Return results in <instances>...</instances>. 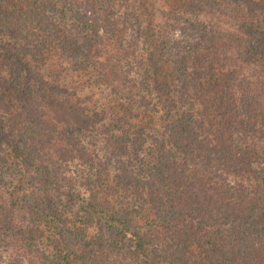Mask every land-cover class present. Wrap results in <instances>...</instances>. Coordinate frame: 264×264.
Instances as JSON below:
<instances>
[{
	"label": "trees",
	"instance_id": "16d2710c",
	"mask_svg": "<svg viewBox=\"0 0 264 264\" xmlns=\"http://www.w3.org/2000/svg\"><path fill=\"white\" fill-rule=\"evenodd\" d=\"M206 1L216 4V0ZM222 1L228 6L237 5L231 0ZM144 4L141 1L130 3V0H0L3 42L0 41V70H11L9 64L15 63L19 70L11 72L19 71L17 75L22 79L28 74L29 78L40 81L34 60L41 61L55 50L58 59L72 69L96 68L113 94H118L117 88L125 85L122 89L126 92L119 95L122 98L131 97L128 93L133 90L147 89L146 76L150 79L156 75L158 88L165 94L169 91V96L177 102L178 113L171 116L166 126L165 140L153 139L151 158L139 159L143 137L131 135L128 127L118 135V155L108 152L99 167L91 162L93 156L89 158L84 152L93 177L88 207L100 215L105 214L108 221L94 236L75 243L76 239L66 236L67 230L58 225L60 216L50 194L58 183L52 162L48 161V144L56 128L76 131L81 136L94 134L101 115L71 102L63 94H51L41 88L39 91L24 88L23 95L17 92L21 96H18L20 104L14 106L8 103L7 97L0 96V140L12 158L37 176L38 190L42 193L40 202L31 205L23 194L24 177L16 179L8 192L9 212L2 216L0 232L7 235L10 230L13 236L20 233L25 240H39L44 235L38 226L39 219L42 220L48 232L58 235L64 245L55 258H50L49 264H67L64 249L68 248L75 249L83 259L103 264H111L108 254L126 255L141 264H264V185L250 191L228 188L220 172L216 175L207 162L209 156H217L216 148H220L221 143L217 141L214 147L205 143L207 140L187 104L191 94L204 93L206 111L220 110L225 119L229 118L228 91L241 87L242 83L222 86L225 82L216 72V65L223 67L233 61L234 56L226 54L230 48H215L212 26L199 30L200 26L191 25L199 30L200 42L183 41L160 30L155 31L152 42ZM123 6L125 11L120 12ZM243 26L248 27V42L256 44V48H250L251 54L264 57V49L258 48L263 43L264 31H257L258 25L244 23ZM138 29L148 31L143 33L147 41L144 48H150L146 59L137 58L129 50L135 46L131 33ZM11 45L14 48H10ZM245 51L235 52L239 56L236 59L242 60ZM134 59L136 69L141 71L139 82L132 79L128 69ZM229 81L233 82L234 77ZM21 83L22 80L15 83L14 92L22 87ZM261 88L264 90V82ZM211 98H215V102H211ZM136 104L130 107H142L141 101ZM221 125L229 132L233 129ZM243 136L241 132L237 137L244 139ZM57 141L60 150L67 154L82 150L71 136ZM233 141L230 139L225 144ZM97 145L95 139L89 142L90 147L101 151ZM111 172L114 173L109 175ZM103 185L109 190H129L133 198L139 199L138 203H147L153 213V223L147 228L132 226L126 210L105 206L101 199ZM24 208L30 211L28 222L32 225L22 230L23 226L13 224L12 216ZM102 253H107L104 258Z\"/></svg>",
	"mask_w": 264,
	"mask_h": 264
},
{
	"label": "rangeland",
	"instance_id": "374dc122",
	"mask_svg": "<svg viewBox=\"0 0 264 264\" xmlns=\"http://www.w3.org/2000/svg\"><path fill=\"white\" fill-rule=\"evenodd\" d=\"M13 1L19 2L20 0ZM140 1L145 3L144 14L147 15L151 24L150 40L152 42H154L156 30L183 41L200 42L199 30H203L204 26L207 29L212 26L214 29L212 42L215 48H230L225 52L234 56L233 61H229L223 67L216 65V72L225 82L221 84L222 86L242 83L241 87L235 86L228 91L229 118L225 119L222 116L223 111L220 110L212 109L211 112H207L202 96L204 93L191 94L190 102L186 103L193 110L198 129L201 130L204 140H207L205 143L213 147L217 141V143H221V147L216 148L218 157L214 155V158L213 156L207 158L209 167L216 175L220 172L221 177L228 184V188L231 187L232 190L234 187H239L242 191H250L252 190L250 188L253 187L259 189L264 185V90L261 88V84L264 82V57L256 53L251 54L250 48L253 46L256 48V44L248 42V27L243 24L253 27L258 25L257 31H264V0H231L237 5L230 3L229 6L222 0H216L215 5L210 2L208 4L206 0L204 2L200 0L201 3L199 0H130V3L137 4ZM231 6L237 7L231 8ZM123 11H125L124 6L120 12ZM191 25L196 28L200 26V28L196 31ZM74 33L76 34V30ZM143 33L147 34L148 31L138 29L135 33H131L130 38L135 46L129 50H132L137 58L143 56L146 59L150 48H144L147 41H145L146 36ZM0 41L3 43L1 38ZM10 48H14V46L11 45ZM258 48L264 49V40ZM154 49L159 50V48ZM117 50L114 48V51ZM241 50H246L245 54L241 55L242 60L236 59L238 55L235 52ZM34 61L35 67L37 66L41 75L40 81L29 78L28 74L22 79L17 75L19 71L11 72V70H19V66L15 63L9 64L11 70H0V96L7 97L11 106L20 104L18 96L23 95L24 88L33 90L37 88L38 91L41 88L51 94L52 92L56 95L63 94L71 102L93 109L92 111L101 115L102 118L97 125L96 132L85 136L77 135L76 131L56 128L53 130L54 138L48 144L50 147L48 161L52 162V171L58 183L57 188L50 192L53 204L60 216L58 225L67 230L66 236L76 239L75 243H77L78 240L81 242L86 240L83 238L94 236L99 229L105 227L106 221H108L105 214L100 215L90 210L87 204L90 197L89 185L93 180L91 168L88 166V157L92 158L93 156L91 162L99 167L101 163L105 162L104 158L108 152L118 155L120 142L118 135L122 129L128 127L131 135L143 137V147L140 152L137 151L139 159L140 157L151 158L149 155L154 154L153 139L161 140L163 138L165 140L166 126L171 120V116L178 114L176 111L177 102L175 103L173 97L169 96V91L165 94L162 89L158 88L159 80L156 75L150 76V79L149 76H146L147 89L127 92L131 97L122 98L119 95L126 92L122 89L125 85L118 87L116 84L119 92L113 94L96 68L90 66L72 69L58 59L55 50L48 52L43 60ZM32 63L34 65V62ZM136 67H138L136 60H131V65H128L130 76L135 79V82H139L141 71ZM232 76L234 77L233 82L229 81ZM18 80H22V87L14 92L15 83ZM227 88L226 90H228ZM219 91L222 92L223 89H219ZM214 99L211 98L210 101L213 102ZM140 101L142 107L136 109L130 107L132 103L137 106L136 102L139 104ZM208 103L209 100L206 104L208 105ZM221 123L231 126L232 131L229 129V132ZM241 132L245 135L244 139L237 137ZM96 135H98V139H96ZM63 136L67 139L70 136L73 137L75 145L82 148L79 151L82 154L73 151L67 154L61 151L60 142L57 139H61ZM94 139L98 144L97 148H102L101 151L90 147L92 145L89 146V142ZM230 139L234 141L225 144ZM237 139L241 141H237ZM235 143L236 147L232 148ZM231 150L234 151L231 152ZM84 152L88 157H83ZM122 159L126 160L125 157ZM102 170L104 171L103 168ZM32 172L12 158L8 148L0 140V227L3 214L9 212L8 192L16 179L24 177L23 194L31 205L41 199L42 193L38 190L40 181ZM113 173L108 174L112 175ZM102 189L104 191L101 193L103 194L101 196L103 204L116 210H126L129 214L127 218L130 219L132 226L147 228L153 223V213L148 204L138 203L139 199L133 198L132 192L118 188L109 190L105 185ZM29 214L30 211L25 208L17 211L16 216H12L13 224L17 227L23 226L22 230L25 227H30L32 224L28 222ZM38 226L44 231L43 237L39 240H25L20 233L13 236L9 234L12 233L10 230L6 232L7 235L0 232V264H49L50 258L56 257L58 249L63 250L62 246L64 245L58 235L49 233L40 219ZM64 253H66L67 264H103L83 259L75 249H64ZM106 254L102 253L101 257L104 258ZM108 257L111 264H141L139 260L126 255L119 257L108 254Z\"/></svg>",
	"mask_w": 264,
	"mask_h": 264
}]
</instances>
